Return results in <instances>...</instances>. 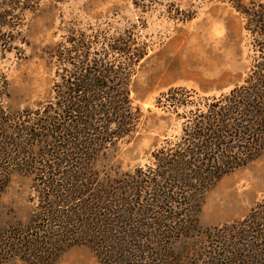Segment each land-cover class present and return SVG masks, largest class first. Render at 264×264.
Here are the masks:
<instances>
[{"label":"rangeland","instance_id":"obj_1","mask_svg":"<svg viewBox=\"0 0 264 264\" xmlns=\"http://www.w3.org/2000/svg\"><path fill=\"white\" fill-rule=\"evenodd\" d=\"M263 10L264 0H0V264H112L103 238L66 240L44 263L10 249L37 225L47 180L62 170L49 123L77 78L100 83V96L127 97L129 131L79 164L92 186L115 185L125 199L114 215L82 216L107 231L125 264H264V137L240 145L246 133L229 98L264 63L253 17ZM171 151H201L212 171L187 207L170 202L187 235L165 231L166 206L156 202L178 184L161 176L160 154Z\"/></svg>","mask_w":264,"mask_h":264},{"label":"trees","instance_id":"obj_2","mask_svg":"<svg viewBox=\"0 0 264 264\" xmlns=\"http://www.w3.org/2000/svg\"><path fill=\"white\" fill-rule=\"evenodd\" d=\"M245 12L250 14L244 9L243 13ZM256 12H253V17L258 16L255 21V27L258 29L255 33L264 36V10L263 12L261 11L260 14L259 11ZM83 83L84 80H80V78H77V82L70 81L67 85L68 91H63L64 96L62 101L60 100L57 102L56 106L58 108L55 109L54 113L56 116L55 118H57V123L55 124V120L49 123L52 125L50 133H48L58 142L56 145L57 149L53 154L56 155L58 160L57 165L59 166L57 167L62 170H55V172L51 173L52 175L49 176V180H47L49 191L48 195L44 197L46 200L42 206V211H36L33 215L34 221H38L37 225L30 227L29 230L24 233H20L21 236H16L15 242L10 249L12 253L17 251L26 252L39 261V263H44L47 259H53L56 256L54 252L58 250L59 246L66 240L73 243H89V241L92 243L95 240H102L101 238H103L104 241H107L104 242L105 249L109 251L111 263L125 264L127 259L120 254L117 255V253H115L116 251H114L115 249L113 246L115 243H109L111 241L106 240L107 231L104 229L100 230L98 227L93 226L95 225L94 221L85 222L86 220L82 217L87 209L92 216L90 219L98 220V218L105 215V211L109 213L112 212L114 215V209L115 206H117L115 202H120V200L125 201V199L118 193L113 194V190L118 189L115 188V185H109L110 188H108V190H106L102 184L98 186H96V184L95 187L92 186L94 180L89 182L85 180V176H83L84 173L82 172L84 170L83 164L81 166H79V164L92 155L96 156L99 152L102 153L108 147L107 144L111 142L113 137H121L129 131L131 123L123 119L125 117L124 112L128 101L127 97L118 94L120 89L115 93H111L109 96H100L98 95L99 93H96L103 90V86H98L101 85L100 83L96 85L90 78L88 82L85 83L88 86L84 87V85H82ZM104 88L105 90L110 89V87ZM80 91L82 93L85 92V94L78 95L77 92ZM105 93L108 94L110 92L105 91ZM229 98L235 109V113H233L238 119L239 123L237 124L238 126L241 124V128L244 130V133H246L244 141H242L240 145L246 146V144L248 145L251 143H253V146L256 145L257 139H263L264 137L263 62L254 64V69H252L245 79V84L235 87L231 91ZM65 120H70V122L72 121L73 123L65 124ZM112 121L117 124L118 131H116L117 128L110 129V123ZM128 124L130 125L126 127ZM45 128L49 131V128ZM60 143L68 144L60 145ZM65 145L66 147H64ZM68 145L72 146V149H69ZM198 146L203 152H205V149H211L206 140L203 142L201 140ZM200 153L196 157L182 154L181 151H171L160 154L162 158L161 163H165V165H163L164 168L161 166L163 171L161 176H164L166 172L171 173L170 177H173V179L175 178L174 182L176 181L178 183L177 185L169 184V187H165L167 189L163 192L160 190L161 187L164 188L163 185L154 184L157 186L154 190H160L161 192L156 202L166 206L167 213L165 214L166 216H164V223H162V227L165 226L164 229L168 227L165 231L177 230L179 233L188 234L187 231L189 227L185 224L186 220H182L180 215L176 212L172 214L170 202H176L179 206L183 205L187 207L190 203V198L201 196L209 180L208 176H212V171H210L207 164H205L206 157L201 156ZM85 156L87 157L85 158ZM236 158L240 160V157L236 156ZM157 159L160 160V157ZM227 160L228 159H226V161ZM219 164H223V161ZM215 167L216 166H214V168ZM75 173H78V175ZM125 188L124 185V189ZM174 188L176 189L173 190ZM85 194L89 199L82 200ZM173 195H175V197ZM85 202L88 204L85 205ZM127 210H129V208ZM123 213H125V211H123ZM87 223L88 225L86 226ZM72 238L82 239L73 240ZM5 251H7V249H5ZM112 253H115L113 257ZM259 254L263 256L264 252H260ZM232 257L233 255L230 258ZM235 260L236 259H233L232 261Z\"/></svg>","mask_w":264,"mask_h":264}]
</instances>
